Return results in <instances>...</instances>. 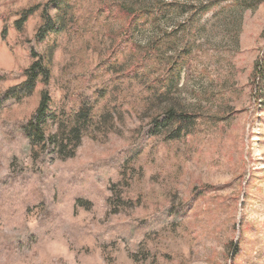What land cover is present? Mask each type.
<instances>
[{
  "label": "rangeland",
  "instance_id": "obj_1",
  "mask_svg": "<svg viewBox=\"0 0 264 264\" xmlns=\"http://www.w3.org/2000/svg\"><path fill=\"white\" fill-rule=\"evenodd\" d=\"M47 1L0 0V264H264V0H70L74 24L39 44ZM121 6L156 19L128 31ZM154 44L190 50L161 97L169 65L148 69ZM51 48V107L95 104L67 159L23 131L43 85L4 98ZM169 107L186 133L153 129Z\"/></svg>",
  "mask_w": 264,
  "mask_h": 264
},
{
  "label": "trees",
  "instance_id": "obj_2",
  "mask_svg": "<svg viewBox=\"0 0 264 264\" xmlns=\"http://www.w3.org/2000/svg\"><path fill=\"white\" fill-rule=\"evenodd\" d=\"M168 6H163V9L166 11ZM39 8L40 6L36 5L22 10L13 21L15 29L21 31L29 17ZM50 9L55 11L54 15L49 14ZM119 10L129 17L128 26H130V28L128 31L135 27L140 17H144V19H148L149 17H152V20L156 19L151 9L136 11L121 6ZM209 10L210 6H202L198 7L195 12L198 14H205ZM178 11L179 13H185L190 10L187 8H180ZM40 14L43 19V24L38 28L35 36L39 44L44 43L49 38L54 40L59 33L67 28V26L75 22L73 5L70 0H48ZM6 33V26H4L1 34L5 37ZM51 45L53 48L54 44L52 43ZM52 48L49 49L46 54L32 53L33 60L23 71L25 77L24 81L6 90L4 98L13 99L17 102L22 101L35 92L38 84L43 85L44 88L40 91L36 109L31 118L23 125V131L30 139L33 148H37L40 152L48 151L57 157L67 159L75 155V151L80 145L82 137L93 126L92 111L95 104L91 105L88 100L82 98L78 102L76 112L73 114L71 112L67 114L64 111H57L55 108L51 107L52 99L46 87L50 79V65L53 55ZM180 51L181 52L174 57H166L163 56L160 47L154 44L144 53L146 57L152 58L151 63L147 64L149 70H151L152 65L154 66L158 61L164 60L165 63L168 62L167 65H169L168 76L161 88L163 89V93H160L158 97L169 93L170 89L176 86L179 74L183 69L182 67L189 61L190 50L182 49ZM109 65L110 63H107V66ZM140 65L143 66L144 64ZM129 76L130 75H128V77ZM100 97H103V94ZM97 98H95V100H97ZM151 121L154 130L168 126L172 121L175 124L174 132L177 135L186 133L191 123V119L188 115L178 113L170 107L161 115L152 118ZM52 128H54V130H51Z\"/></svg>",
  "mask_w": 264,
  "mask_h": 264
}]
</instances>
